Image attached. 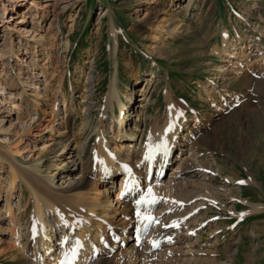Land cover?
<instances>
[{
	"label": "rangeland",
	"instance_id": "rangeland-1",
	"mask_svg": "<svg viewBox=\"0 0 264 264\" xmlns=\"http://www.w3.org/2000/svg\"><path fill=\"white\" fill-rule=\"evenodd\" d=\"M189 3L0 0V151H8L22 166H35L46 175L58 171L51 164L67 158L76 144H83L82 138L92 139V147L98 133L90 130L96 127L106 132V142L118 144L111 133V112L101 117L117 69L122 97L135 90L134 111L146 105L143 121L129 117L128 129L134 122L138 137H148L158 117L166 120L165 94H171L188 121L182 134L186 136L196 124V136L182 139L187 147L178 144L164 172L163 196H155L149 208L155 223L149 232L155 235L162 222L185 217L182 243L174 236L170 245L162 243L163 257L158 256L157 264H264V79L252 83L244 77L223 80L214 75L218 73L215 68L226 64L214 51L222 48L225 30L231 40L239 33L246 47L255 44L249 64L255 73H264V63L258 61L262 54L259 57L256 52L258 45L264 48V0ZM150 80L155 82L146 93L148 102L141 103L138 91ZM213 84L217 106L202 90ZM84 119L89 120V128L81 135ZM63 131L72 140L62 150L55 145ZM91 152L87 148L80 157L87 159ZM177 164L181 169L173 185L169 180L176 176ZM141 167L145 170V163ZM82 169V164L76 166L74 176ZM11 172L7 160L0 159V264H25L24 253H19L23 242L19 233L29 216L30 199L22 182L15 181L8 192ZM240 183H249L243 197ZM145 184L142 179L141 196L147 191ZM118 191L119 183L112 200ZM7 194L9 209H5ZM141 210L116 220L135 219ZM185 230L190 231L186 236Z\"/></svg>",
	"mask_w": 264,
	"mask_h": 264
},
{
	"label": "bare ground",
	"instance_id": "bare-ground-1",
	"mask_svg": "<svg viewBox=\"0 0 264 264\" xmlns=\"http://www.w3.org/2000/svg\"><path fill=\"white\" fill-rule=\"evenodd\" d=\"M192 1L190 0L188 6ZM32 6L38 8L34 3ZM6 10L4 8L2 11ZM26 18L28 17L26 16ZM33 18H37L35 13H33ZM244 22L246 23V20ZM238 34L236 39L231 40L233 37H229L228 31L225 30L222 33V48H214V51L223 64H226L215 68L218 73H214V75L223 80L229 77L233 80L244 77L247 82L261 83L264 79V73H255V67L249 64V61L252 60L251 57H253L250 48L255 44H249L246 47L243 42L244 39ZM161 35L162 33L159 32L155 40L156 44L159 43L158 39ZM154 50L152 53H159ZM256 52L262 54V57L259 54L261 58L258 61L264 63V48L258 45ZM256 61L257 59L254 60V62ZM117 80L116 69L109 85V92L105 99L101 117L103 119L107 111L111 112V133L113 139L119 142L118 144L113 140L106 142L103 135L105 131H101V126L96 127L90 130L92 132L97 130L96 133H98L96 142L92 147L89 146L92 139L82 138L83 144H76L67 158H62L58 164H51L56 169L59 167L58 171L46 175H42L39 168L35 166H22L19 161L9 155L8 151H0V159L7 160L13 176L8 192L14 182L18 181L23 183L29 193L28 208L30 207V212L27 222L19 233L23 241L19 253L20 255L24 253L25 264H140L141 258L147 260L148 264H152L155 263L158 256L163 257L162 254L160 255L162 243L168 242L170 245L173 236L179 240V243H182L180 229L181 224L184 223L185 217L183 215H179V219L162 222L159 227L157 226L159 230L155 235L152 234L153 230L152 233L149 232L155 223L145 219L151 217L150 212L152 211L150 209L154 203L138 206L137 201L141 198L142 179L146 180L143 187L147 191L151 188L153 197L163 196L165 182L163 173L166 172L178 146L182 144L183 148L187 147V143L183 142L182 139L187 135L189 137L196 136V124L195 129H190L186 136L182 134V129L187 126L188 121L185 114L178 111V104L174 102L171 94H165L168 105L166 120L161 121L158 117L151 126L148 137L145 138L142 134L138 137V126L134 122V127L128 129V126L131 125L132 116L135 117L136 122L142 120V115L146 114V111L143 110L146 105L140 104V111H134L136 107V105L133 107L135 90H130L128 94L122 97V92L118 90ZM154 82L150 80L145 88H142L143 90L138 91L142 98L140 99L141 103L148 102L146 93L152 90ZM214 85L212 87L203 86L202 90H205L208 96H212L209 101L212 105L217 106L216 100L218 99ZM115 109L118 111L117 114H115ZM65 112L66 114L67 112L70 113V111ZM130 116L131 118H129ZM102 119L100 120L101 125ZM87 128H89V120L84 119L80 125L79 133L82 135ZM65 133L66 131L59 133L60 139L55 145L56 148L60 147L63 150L69 146L72 137L64 136ZM110 142H113V149L111 150L109 149ZM87 148L91 149V156L83 159L80 155ZM169 153L171 158L167 160ZM144 163L146 168L142 171L141 166ZM81 164L83 169L78 172L77 176H74V169ZM177 165L173 173L176 176L169 180L173 185L177 184V173L181 169L179 164ZM150 166L153 170L149 176ZM118 183L119 191L117 196L115 195V200H112ZM248 184H241V196L245 187L249 188ZM171 188L173 191L175 190L174 186ZM124 193L123 201H120V197ZM5 203V209H7L9 205L8 194ZM26 206L27 202L23 207ZM136 209L142 210L135 219H131L129 216L127 222L119 221L121 218L116 220L117 216L120 215L128 217V214L137 211ZM248 214L250 215V213ZM157 222L156 224H158ZM17 224L18 220L12 223L14 228ZM185 231L187 233H184V236L189 234L191 229ZM119 242L122 243V248L118 246ZM116 247H119V252L109 258L115 252ZM143 262L147 263L146 261Z\"/></svg>",
	"mask_w": 264,
	"mask_h": 264
},
{
	"label": "snow or ice",
	"instance_id": "snow-or-ice-1",
	"mask_svg": "<svg viewBox=\"0 0 264 264\" xmlns=\"http://www.w3.org/2000/svg\"><path fill=\"white\" fill-rule=\"evenodd\" d=\"M146 159H147V157H146ZM154 202H155V199L153 197L152 190H151V188H149L148 191L141 196L140 200L137 201V205L138 206L141 204L151 205ZM137 215L139 216V211L137 212ZM145 219L152 220L151 217H146Z\"/></svg>",
	"mask_w": 264,
	"mask_h": 264
}]
</instances>
